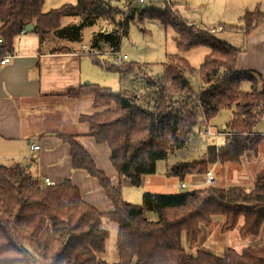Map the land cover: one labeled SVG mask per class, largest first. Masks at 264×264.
<instances>
[{
    "label": "trees",
    "instance_id": "trees-1",
    "mask_svg": "<svg viewBox=\"0 0 264 264\" xmlns=\"http://www.w3.org/2000/svg\"><path fill=\"white\" fill-rule=\"evenodd\" d=\"M44 2L0 0L1 57L12 52L14 37L30 23L41 44L49 34L78 41L84 27L111 23L114 28L98 32L90 47L100 52L106 45L119 50L129 20L136 15L135 0H77L48 12H43ZM139 12L140 20L156 18L171 25L180 51L201 46L210 51L198 68L180 53L167 54L161 71L127 60L102 62L97 54L88 53L103 70L117 73L119 91L87 83L68 87L64 96L91 99L92 111L79 113L78 123L87 128L86 135L109 145L110 161L120 177L139 187L142 177L157 174L163 162L166 177L183 181L187 176H204L211 163L240 162L244 154L256 153L260 136L254 130L264 116V80L260 74L237 69L241 49L188 25L172 2L163 10ZM67 16L80 21L63 27ZM243 20V27L230 28L247 35L264 22V12L247 11ZM195 76L198 89L192 84ZM244 84L249 91L242 89ZM222 109L234 112L225 141L217 146L202 127ZM58 133L70 145L73 167L99 181L112 210L102 213L86 202L70 179L44 186L33 168L21 162L0 163V264H110L100 256L109 236L103 218L117 223L118 260L112 264H264V244L247 245L241 251L225 247L222 254L200 248L204 230H210L218 217L224 218L223 233L239 227L243 240L261 236L264 167L256 172L253 188L202 184L168 193L146 191L142 202L133 204L124 200L121 186H114L76 141L78 134ZM208 136L212 142H207ZM196 150L203 154L190 158Z\"/></svg>",
    "mask_w": 264,
    "mask_h": 264
},
{
    "label": "crops",
    "instance_id": "crops-1",
    "mask_svg": "<svg viewBox=\"0 0 264 264\" xmlns=\"http://www.w3.org/2000/svg\"><path fill=\"white\" fill-rule=\"evenodd\" d=\"M183 20L190 24L187 19ZM241 31L244 34V31ZM49 38L46 37L41 44L39 34L33 30L16 35L13 50L9 53L10 61L4 65L0 64V163L9 165L21 162L26 167L33 168L40 181L49 178L52 184L70 179L79 188L86 202L102 213H108L112 207L99 181L85 170L73 167L70 145L57 135L58 132L78 134L75 137L76 141L90 153L97 167L105 172L114 186L124 184L128 189L132 186L130 179L127 177L122 179L112 165L109 145L98 143L94 137L86 135L87 128L84 125H79L77 116L86 112L80 108L81 102L85 104L87 100L85 98L71 100L64 96V90L68 87L88 83L87 61H92L88 53L91 51L94 54L97 51L91 47L78 50L65 46H46L56 37L49 34ZM1 48L2 44L0 50ZM237 48L241 49L237 69L255 72L263 77L264 22L257 25L249 34H244L243 47ZM227 124H223L222 131L211 130L223 137L219 144L216 138L217 145L225 141ZM255 133L260 136L257 152L252 153L253 157L242 158L247 170L250 169L252 172L251 179L245 178V169L241 162L220 164L217 171H220L221 175L229 168L233 172V178L230 177L227 184L222 186L253 188L256 172L264 167V160L259 156V148L264 144V133ZM32 145H38L39 149L32 151ZM153 175L142 177L140 185L143 187L140 192L142 197L143 190L149 191L148 186L149 188L160 186L157 178H150ZM219 177L215 174L216 183ZM173 178L178 179L176 186L179 189L181 182L192 187L205 181V175L203 181L197 183H193L190 176L183 181L177 177ZM176 191L180 190L175 189L171 192ZM238 230L239 227L233 231L238 233ZM210 238V231L205 229L200 237L201 249L215 247ZM245 240L250 244L264 240V226L260 237Z\"/></svg>",
    "mask_w": 264,
    "mask_h": 264
},
{
    "label": "rangeland",
    "instance_id": "rangeland-1",
    "mask_svg": "<svg viewBox=\"0 0 264 264\" xmlns=\"http://www.w3.org/2000/svg\"><path fill=\"white\" fill-rule=\"evenodd\" d=\"M76 1L77 0H45L43 12H48L49 10L58 8L64 4H75ZM170 2H172L173 8L178 16L183 19H187L190 21V24L210 31L217 39L225 41L235 47H243L244 34L241 30L231 29L230 27H243L245 24L243 16L247 11H254L258 9L259 11L264 12V0H167V3ZM167 3L165 0H135L134 7L136 8V15L133 20H129L127 34H124L121 37L119 52L122 56H126L127 61L149 64L150 67L156 71H161L163 69L167 54L175 53H180L188 59L193 67L198 68L202 64L204 57L210 51L208 46H201L188 51H180L175 41V30L171 25H165L156 18H144L143 20H140L139 11H142L143 9L149 10L152 8H155L156 10H163L166 8ZM79 21L80 19L78 17L67 16L62 19L61 25L68 28L73 24H77ZM113 28L114 27L111 23L97 22L94 25L84 27L78 41L72 40L70 37L61 38L57 36L52 41L53 43L49 42L46 46H65L78 50H86L87 47L91 46L94 36L98 34V32H104L105 30L109 31ZM46 37L50 39L49 35ZM107 50H110L108 45L102 49V51ZM105 58L108 59L110 57L98 55V59L102 62ZM109 60L114 62L112 59ZM87 62H89V70L87 71L88 76L86 77L88 83H96L109 88L112 91H119L120 86L117 73L105 71L93 61L89 60ZM262 78L264 80V76ZM192 84L196 87V89L199 88V79L197 76L192 78ZM260 85L261 83L258 81L257 86L260 87ZM242 89L249 91L250 87L248 84H244ZM85 99L87 100L85 101L86 103L84 104L81 102L80 108H82L83 111L91 112V99L88 97ZM233 112L234 109L220 110L209 122L206 121V125L202 127V131L205 132L206 128L215 132L222 131L223 124H227L232 120ZM254 132L264 133V116L257 123ZM209 136L207 142H212L211 140L213 137ZM214 138H217L218 144L223 140V137L219 136V134L214 136ZM259 149V156L262 160H264V144H262ZM201 154H203V151L196 150L195 154H193L190 158L195 156L199 157ZM184 155H186V159H189V154ZM247 156L253 157L254 155L252 153H246L242 158H246ZM242 158L239 161L245 169V178L251 179L252 172L250 169L247 170L244 163L245 161H243ZM240 162H235L234 164H239ZM159 164L160 170L157 174H152L153 177L150 178H157L160 186L158 188H149L148 186L149 191H154V193H168L173 190L175 191V189L183 190L176 186L178 179L173 177L168 179V177H166V175L162 172L161 169L163 168L164 163L160 162ZM219 167L220 163L218 162L208 165V168L212 169L218 177L221 175L220 171H217V168ZM232 174V169L229 168V170L225 171L221 177H219V181H217L216 185H226L228 179L230 177L233 178ZM122 179L125 178L122 177ZM190 180L193 183H197V181L201 182L203 181V174L190 176ZM121 188L125 201L133 204H140L142 202L140 192H142L141 190L143 187H135L132 185L128 189L123 184L121 185ZM146 191L143 190V192ZM149 217L155 219L156 215L154 213H150ZM223 223L224 218L222 217H218L213 223L209 231L211 233V243L215 247H211L209 249L204 248L206 251L222 254L225 247H232L237 251H241V249L247 245L264 244V240L261 242L254 241L250 244L248 241L241 239L237 231L223 233ZM102 226L108 231L109 236L106 240L105 252H103L100 256L108 263L112 264L118 260V253L116 249L117 223L110 221L108 218H103ZM184 245L187 250H189L187 243L184 242ZM40 264L46 263L40 262Z\"/></svg>",
    "mask_w": 264,
    "mask_h": 264
},
{
    "label": "built area",
    "instance_id": "built-area-1",
    "mask_svg": "<svg viewBox=\"0 0 264 264\" xmlns=\"http://www.w3.org/2000/svg\"><path fill=\"white\" fill-rule=\"evenodd\" d=\"M141 1H144V0H141ZM2 42L3 41L0 38V44ZM94 54L110 57L108 59H112L118 63L126 60V56L125 55L122 56L120 54L119 50H107V51H101V52L97 51V52H94ZM10 59H11V54H6L0 58V64L4 65V64L8 63L10 61ZM207 134L211 135V136H217L219 133H214L209 128H207ZM37 149H39L38 145H32L31 146L32 151H35ZM41 184L44 186H48V185H51L52 182L49 178H45L43 181H41ZM204 184L205 185H215L216 184L215 174H214L212 169H208L206 171ZM179 187H180V189H187L189 186L187 184H185L184 182H181L179 184Z\"/></svg>",
    "mask_w": 264,
    "mask_h": 264
},
{
    "label": "water",
    "instance_id": "water-1",
    "mask_svg": "<svg viewBox=\"0 0 264 264\" xmlns=\"http://www.w3.org/2000/svg\"><path fill=\"white\" fill-rule=\"evenodd\" d=\"M33 28H34V23H30V24H28V25L26 26V30H27V31H32Z\"/></svg>",
    "mask_w": 264,
    "mask_h": 264
}]
</instances>
